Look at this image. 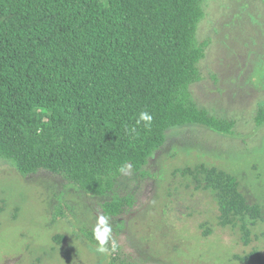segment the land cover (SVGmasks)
<instances>
[{
	"label": "trees",
	"instance_id": "obj_1",
	"mask_svg": "<svg viewBox=\"0 0 264 264\" xmlns=\"http://www.w3.org/2000/svg\"><path fill=\"white\" fill-rule=\"evenodd\" d=\"M203 1L0 0V159L21 176L47 172L104 197L126 170L142 171L170 128L232 135L233 122L198 108L190 92L205 57L196 39ZM141 112L150 126L137 123ZM254 122L264 125V105ZM176 171L245 244L264 224V207L237 176L203 163ZM132 202L111 197L101 211L119 217Z\"/></svg>",
	"mask_w": 264,
	"mask_h": 264
},
{
	"label": "rangeland",
	"instance_id": "obj_2",
	"mask_svg": "<svg viewBox=\"0 0 264 264\" xmlns=\"http://www.w3.org/2000/svg\"><path fill=\"white\" fill-rule=\"evenodd\" d=\"M196 39L205 44L196 106L233 122L232 135L185 125L141 172L126 170L104 197L83 194L58 176H21L0 159V264H258L264 224L222 226L214 201L176 170L206 164L237 176L251 203L264 207V0H204ZM132 197L129 212L108 217L106 251L87 236L111 197ZM60 237V238H59ZM62 238V239H61Z\"/></svg>",
	"mask_w": 264,
	"mask_h": 264
},
{
	"label": "clouds",
	"instance_id": "obj_3",
	"mask_svg": "<svg viewBox=\"0 0 264 264\" xmlns=\"http://www.w3.org/2000/svg\"><path fill=\"white\" fill-rule=\"evenodd\" d=\"M152 121V116L148 112H141L138 116L137 123L144 122L145 127L150 126ZM123 170V169H122ZM111 234V227L108 225V217L101 216L98 219L96 228L94 229L95 239L99 242L100 247L98 251L104 252L105 243L109 240Z\"/></svg>",
	"mask_w": 264,
	"mask_h": 264
}]
</instances>
